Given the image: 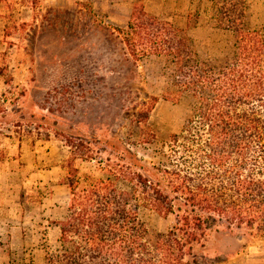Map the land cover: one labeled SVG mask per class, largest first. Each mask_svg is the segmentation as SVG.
<instances>
[{
    "label": "trees",
    "instance_id": "1",
    "mask_svg": "<svg viewBox=\"0 0 264 264\" xmlns=\"http://www.w3.org/2000/svg\"><path fill=\"white\" fill-rule=\"evenodd\" d=\"M215 9V27L233 35L230 54L218 60L201 57L188 28L132 13L124 45L136 60L162 61L165 78L139 122L160 98L186 103L189 113L161 144L159 163L123 147L83 169L75 160L94 161V152L69 141L75 149L62 183L70 200L45 264H201L198 250L214 235L264 240V30L251 26L248 0H217ZM147 136L160 140L154 131L138 140ZM143 209L172 217L171 227L151 229Z\"/></svg>",
    "mask_w": 264,
    "mask_h": 264
},
{
    "label": "rangeland",
    "instance_id": "2",
    "mask_svg": "<svg viewBox=\"0 0 264 264\" xmlns=\"http://www.w3.org/2000/svg\"><path fill=\"white\" fill-rule=\"evenodd\" d=\"M216 3L91 1L83 13L54 18L36 29L40 37L33 31L25 48L0 58L9 81L0 91V264H45L47 253L58 247L60 228L54 223L66 216L70 197L68 187L67 193L58 187L67 175L58 166L71 161L75 148L69 141L93 150L96 160H75L83 169H94L105 150L118 154L123 147L138 149L147 163L162 161L161 144L180 131L190 107L160 98L147 122H139L143 103L163 89L164 63L133 58L121 30L137 10L188 28L201 57L218 60L230 54L233 35L215 27ZM248 5L251 26L264 30V0ZM152 131L159 134L156 145L149 136L138 140L141 132ZM141 214L154 230L173 223L146 209ZM246 240L214 235L198 250L201 264H264V240Z\"/></svg>",
    "mask_w": 264,
    "mask_h": 264
},
{
    "label": "crops",
    "instance_id": "3",
    "mask_svg": "<svg viewBox=\"0 0 264 264\" xmlns=\"http://www.w3.org/2000/svg\"><path fill=\"white\" fill-rule=\"evenodd\" d=\"M91 1L96 2V0H0V58L3 59L10 53L25 48L33 31L38 32L36 38L40 37L41 32L36 29L53 22L54 18L70 17L79 11L83 13ZM6 69L8 67L0 65V91L5 90V84L9 82L2 75ZM58 167L65 169L64 165ZM62 182L63 180L58 187L67 193L69 188L67 190V185Z\"/></svg>",
    "mask_w": 264,
    "mask_h": 264
}]
</instances>
